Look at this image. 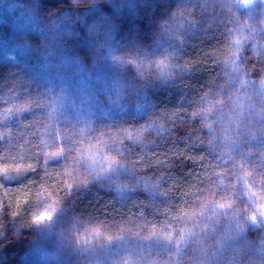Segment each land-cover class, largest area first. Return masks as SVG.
<instances>
[{
  "label": "trees",
  "instance_id": "1",
  "mask_svg": "<svg viewBox=\"0 0 264 264\" xmlns=\"http://www.w3.org/2000/svg\"><path fill=\"white\" fill-rule=\"evenodd\" d=\"M7 1L36 2L35 14L49 16L88 7ZM262 9L264 0H133L107 30L106 45L85 35L78 45L52 46L64 54L45 60L55 62L43 66L54 75L37 73L43 103L31 96L37 75L15 83L19 71L8 59L42 41L24 26L10 34L18 22L0 11V264H20L38 235L44 199L121 226L105 264H242L236 247L264 264ZM221 83L238 89L243 110L260 97L258 107L248 104L258 116H239L222 132L220 124L232 120L218 116ZM69 152L77 155L71 168ZM95 160L99 187L87 182L85 167ZM80 165L81 185L74 180ZM223 226L234 256L213 244Z\"/></svg>",
  "mask_w": 264,
  "mask_h": 264
},
{
  "label": "rangeland",
  "instance_id": "2",
  "mask_svg": "<svg viewBox=\"0 0 264 264\" xmlns=\"http://www.w3.org/2000/svg\"><path fill=\"white\" fill-rule=\"evenodd\" d=\"M81 1H85L88 7L80 14L75 10H71L61 16H49L47 13H44L43 10L39 15L35 14V10L39 6L34 4L36 2L24 3L7 0H1L0 2V11L2 13H5V11H12L14 20L18 22L15 27L16 31L14 30L10 34L15 35V32H18L17 28L24 26L26 31L31 28L33 30L31 31L32 34L35 33L34 36L42 41L41 44L37 45L34 42L33 50L30 53H26V56L20 55L23 53L15 52L12 55V59L8 58L10 60L9 62L19 71L14 78L12 77L13 80L18 81L15 83L31 82L35 78L34 73L37 75V86L35 85L34 91L30 93L31 96L36 100H40L42 103V99L44 98L41 95V86L39 84L41 83V76L37 73L44 74L46 78L50 75H54L52 68L43 66L50 65V67H52L55 66V62L50 63L45 60L48 58L49 52L64 54V51L58 52L57 50H52V46L60 48L64 41H67L70 45H78L80 42L79 39L85 35H90L91 41L94 44L106 45L108 43L107 39L110 40V35H106L107 30H112L113 26L119 22L115 21L120 20L124 12H128L129 5L133 0ZM261 2L262 1L257 2V6ZM261 12L262 15L258 21L257 28L262 27L264 30V9H262ZM38 19H43L46 22L44 23L45 25L42 26V22H39ZM38 25L43 27L40 32ZM109 34H112V32L109 31ZM261 34L264 38V34ZM82 45L84 46L83 50L86 51V48H88L89 52L87 53H90L91 48L89 42L86 40L83 41L82 39ZM42 68H46V71H41ZM239 83L240 82H237L235 85H237L241 94L242 91L238 85ZM225 84L226 83H221V86L218 87L221 93L217 98V108L223 107L218 116H228V119L232 121L220 124L219 128L222 132H228V130L234 126V123H239V116H258L257 112L255 113L248 109V104L252 103V105L258 107V102H261L260 97L253 96L251 102L246 101L247 107L246 110H243L242 99L244 97L235 95L239 94L236 87L227 88ZM27 86L29 87V85ZM230 105L235 111L228 113ZM212 116H217V112L215 111ZM73 154L77 157L76 153L69 152L67 157L69 159V165L70 160L74 161L75 159L74 156H72ZM97 163L98 161L95 160V162L90 163V169L85 167L86 171L92 177L87 182L95 187H99V183L102 182L99 174L101 169L98 167ZM74 171L79 172V177H76L74 173V180H76V184L81 185L83 180L87 179V176L84 175V169L80 165ZM119 178L123 179L124 173L120 174ZM65 206V204L64 206H60L46 199L41 200L35 214L38 235L31 246L21 256L20 264H105L109 262L106 259H108L111 254L113 249L112 244L118 243L114 241V239L116 238V232L121 226L117 228L109 227L108 225H99L85 217L75 214ZM214 223L217 225V221H214ZM223 228L224 226L218 227L220 232L213 236V244L217 242V248L219 250L221 248L228 249L234 253V256V250L229 249L230 247L233 248L234 237L229 236L222 239L224 237L223 233L225 232H223ZM225 230H227V227H225ZM234 232H228V234H236L235 238L237 241V235H242V232L239 227H237ZM226 240L228 243L224 244ZM237 248L238 247L234 249L238 253V258L242 264H247L248 262L250 264H255L251 258H246V255L249 254L248 252L243 259L242 256H244L243 254L245 251L239 248L238 250Z\"/></svg>",
  "mask_w": 264,
  "mask_h": 264
}]
</instances>
